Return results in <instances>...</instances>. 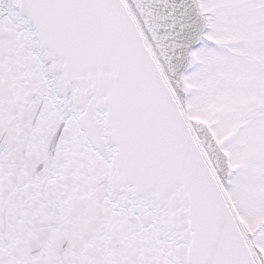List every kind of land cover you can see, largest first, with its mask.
Masks as SVG:
<instances>
[{"label": "snow or ice", "instance_id": "obj_1", "mask_svg": "<svg viewBox=\"0 0 264 264\" xmlns=\"http://www.w3.org/2000/svg\"><path fill=\"white\" fill-rule=\"evenodd\" d=\"M0 264H264V0H0Z\"/></svg>", "mask_w": 264, "mask_h": 264}]
</instances>
